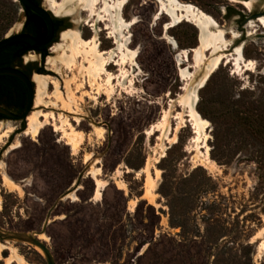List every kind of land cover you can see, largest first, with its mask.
<instances>
[{"label": "rangeland", "instance_id": "rangeland-1", "mask_svg": "<svg viewBox=\"0 0 264 264\" xmlns=\"http://www.w3.org/2000/svg\"><path fill=\"white\" fill-rule=\"evenodd\" d=\"M51 1L41 0L40 5L57 18L68 15L72 21L68 29L79 31L86 40L93 38L89 25L79 29L82 21L89 20L87 9L81 5L72 14L55 13L50 10ZM179 1L210 15L217 28L224 30L228 45L223 52L233 53L238 46L245 58L256 63L253 71H239L223 61L197 92L195 108L209 121L204 133L216 166L206 164L201 155L203 134L195 139L197 134L186 116L187 122L175 132V142L154 160L161 131H153L149 137L146 131L166 111L167 137L174 133L177 112L182 111L179 98L185 92L181 71L193 61L192 53L188 61L178 60L177 50L161 37L169 22L166 14L153 24L158 0H129L122 10L125 20L137 19L127 34L131 39L128 47L138 49L136 62L141 72L135 73L129 92L113 80L115 88L108 97L106 75H101L102 88L97 92L95 86H89L81 65L72 71L61 64L53 69L49 58L57 56L55 48L64 47L66 30L48 47L44 59L31 57L44 70L31 76L34 96L37 73L57 79L64 95L66 83L74 91L72 107L79 114L78 123L73 119L76 114L60 111L52 96L53 84L47 87V107L33 103L31 112L68 116L84 134L75 152L52 125L43 127L33 139L23 135L24 130H15L22 128L21 121H0L2 129L6 125L12 128L0 143V150L4 149L0 156L4 163L0 169V229L44 234L47 241H42L55 264H264V252L258 257L256 251L262 236H255L264 228V27L258 22L264 17V4L256 0ZM243 1L253 4L247 7ZM24 20L18 0H0V39L20 31ZM107 24L98 22L97 26ZM105 31L97 34L99 47L113 50L117 45H108ZM168 35L180 49L199 44L198 28L187 21L169 28ZM206 53L210 55V51ZM107 70L118 74L114 63ZM73 78L75 82H71ZM125 86H129L128 79ZM96 126L102 129L101 135L94 130ZM14 138L20 145L10 149ZM90 166L97 169L95 176L86 172L73 190L75 198L60 199ZM3 171L20 191L2 184ZM147 173L155 179L152 202L145 194ZM96 178L105 184L99 198L93 197ZM0 243V264H20L15 255L25 264H46L43 254L30 244Z\"/></svg>", "mask_w": 264, "mask_h": 264}, {"label": "bare ground", "instance_id": "bare-ground-1", "mask_svg": "<svg viewBox=\"0 0 264 264\" xmlns=\"http://www.w3.org/2000/svg\"><path fill=\"white\" fill-rule=\"evenodd\" d=\"M128 1L129 0H64L61 3H57L55 0H52L50 10L55 13L66 12L72 14L75 12L77 7L82 5V7L87 9L89 12V20L87 21V25H89L93 31V38L86 40L81 36L79 31L72 29L66 30L63 33L62 38L64 41V47L61 46V49L55 48L54 52L57 56L49 58L52 68L57 69L58 64H61L65 69L72 71L77 69L78 65H81L84 67L86 75L88 76L89 86H95L97 92L102 88V84L99 82L101 75H106L104 85L108 87V90L106 91L108 97L113 94V89L115 88L113 80H116V85L122 86L124 88V92L131 91L129 87H131L132 82L135 81V73L139 74L141 70L136 62L138 49H131L128 47L131 42L130 35L127 34L128 29L137 22V19L133 17L130 20H125L122 16V10ZM158 2L159 9L154 14L152 19L153 24L156 23L162 15L166 14L169 17V22L164 25V33L161 37L172 46L173 50H177L178 60L182 59L184 61H188V56L190 53H192L193 61L181 71V76L184 80L182 89L185 92L179 98V105H182V111L177 112L176 118H179V122L174 129V133H171L170 136L167 137L170 128L168 125V114L166 111H163L160 120L151 125L146 131V135L148 137L153 133V131H161V142L158 145L159 153L156 154L154 160L158 161L159 157L163 156L167 145L175 142V132L178 130L181 124L183 125V122H187V120H185L183 117L186 116L189 118L188 122L192 124L194 133L197 134V138L195 137V139L198 140L200 135L203 134L204 138L202 148H204V151L201 152L203 159L205 160L206 164L216 166V163L210 157V148L206 143L207 135L204 133V131L210 125L209 121L202 117L195 108V105L198 101L197 92L205 85L208 77L214 71H216L223 61H225V64L231 63L233 67L239 71H253L255 69L256 63L254 60L244 57L241 47L236 46L233 53L223 52V50L228 45V41L224 36V30L217 28L215 20L196 6L192 5L191 3H183L179 0H158ZM243 3L247 7L252 5V2L250 1H243ZM90 19H94L95 21L93 22ZM106 21L109 24L105 25V29L109 30V37L114 38L117 46L113 50L102 51L99 47V43L97 42V34L100 30V28L97 26V23H104ZM182 21L190 22L198 28L199 44L197 46H194L190 49H180L178 44L169 37L168 29ZM258 22L264 27V17L259 18ZM208 51H210V55H207L206 52ZM80 58L82 59L81 61ZM82 62H84L86 65H82ZM110 63H114V65L118 66L117 75L108 72L107 66ZM200 70H202V73L196 77V73ZM35 75V80L37 82L36 94L33 101L35 107H47L49 100L47 101L45 98L50 97L47 87L49 84H53L54 91H52V96L54 97L55 101L60 104V111L62 110V112L64 111L67 113L76 114L75 110L73 109L74 106L72 107V105L76 103V97L69 83L65 84L66 94L64 95V93L59 90L60 83H58L57 79L47 75ZM75 79L76 78H73L71 82H75ZM125 79H128L129 86H125ZM79 86H81V83H79L76 87V91L78 90ZM91 97L92 99H95V96ZM79 100L81 101L82 97H79ZM56 102H53V105H56ZM76 115L77 116L73 117V119L76 121V123H78L80 117L79 114ZM67 117L68 116L62 115V113H58V115H56L53 112L45 113L41 110L31 112V114L29 113L26 117V127L24 129L23 135H27L35 139L43 127L46 125H52L54 131L61 133V137L65 139L66 145H68L71 150L75 152L80 146L84 134L82 131L77 130ZM58 120L59 123H57ZM94 130L100 135L103 132L102 129L97 126L94 127ZM10 132H12V128L10 126L6 125V127L2 129L0 123V143H3L4 138L8 136ZM163 139H167L166 143H163ZM19 145L20 141L17 138H14L10 149H15ZM87 157L89 158L90 155ZM198 165H203V167L208 168L205 164L199 163ZM3 167L4 163L0 162V169H3ZM96 171L97 169L95 167L90 166L87 173H92V176L94 177ZM158 174H156V176ZM1 175L3 185L8 187L10 190H21V187L12 182L10 178H8V176L4 173V171ZM95 185L96 187L93 197L99 198L100 191L102 188L104 189L105 184L96 178ZM144 186L145 194L149 196V199L152 202L154 199V194L152 192L155 187V179L151 178L148 173L146 174ZM120 188L125 189V186L122 185ZM65 197L74 199V192L71 191ZM255 236H262V239L259 242L256 250L258 257H261L264 252V228L262 231L257 232ZM38 238L40 240L47 241V238L44 234H39ZM1 247L2 244L0 243V248ZM36 249L41 252L38 247H36ZM15 257L20 264L26 263L20 255H15ZM7 262H9V260H7Z\"/></svg>", "mask_w": 264, "mask_h": 264}, {"label": "water", "instance_id": "water-1", "mask_svg": "<svg viewBox=\"0 0 264 264\" xmlns=\"http://www.w3.org/2000/svg\"><path fill=\"white\" fill-rule=\"evenodd\" d=\"M18 1L22 6L23 11H25V13L28 16L36 15L42 19V21L44 22L45 28H46V34L42 39H37V38L33 37L32 35H30L26 32H22L21 31L22 27H21L20 31L9 32L2 39H0V47L9 43V42H12V41L26 42L29 44V46H28L29 49H32L36 46L49 45L52 41L53 34H54L53 18H52L54 16V14L51 13V11H49L44 6L35 4L32 0H18ZM256 1L264 4V0H256ZM260 14H257V15H260ZM22 26H23V23H22ZM0 75L14 76V77L18 78L26 88L27 101H26L25 109H24L22 114H20V115L14 114L10 110L5 108L4 106L0 105V114L5 115L6 117H8V119L21 121L23 126H22V128H20L18 130L23 131L25 129V126H26V117L29 114V112L31 111L32 106H33V101H34L33 82L22 71L18 70L17 68H14V67H0ZM14 134L15 133H13V135ZM3 150L4 149L0 150V156L3 152ZM86 172H87V170L85 169L79 173L77 180L75 182V185L71 191L75 190L78 187L81 178L83 177V175ZM68 193H64L60 197V199L65 197ZM47 223H48V217L45 220V223H44L43 228H42V232H44L45 226L47 225ZM38 235H39V233H36V232H33V233H16V232H8V231H4V230L0 229V240L1 241H5V240L17 241V242L30 244L34 247H38L43 254V257H44L46 264H55L54 258L52 256L49 248L47 247L45 242H43L42 240H40L38 238Z\"/></svg>", "mask_w": 264, "mask_h": 264}, {"label": "flooded vegetation", "instance_id": "flooded-vegetation-1", "mask_svg": "<svg viewBox=\"0 0 264 264\" xmlns=\"http://www.w3.org/2000/svg\"><path fill=\"white\" fill-rule=\"evenodd\" d=\"M38 2H39V5H40L41 0H38ZM53 17H55V15ZM58 19H60V20L55 22V25L53 27V30H54L53 38H52V41H51V43L49 45L36 46V47H34L32 49H29L28 48L29 44L24 42L26 45H23V46L19 47V49L17 50V54L14 56L12 62H10L8 64H5V63L2 62L3 60L0 57V67H14V68H17L18 70L22 71L25 75H27L31 79L32 74L36 73L37 72V68H38V65L36 64L35 59H32L31 57L32 56H36V57H39V59L41 60L40 50L42 48H45V47L48 49V47H50V45H52V43L55 41V39L58 37V35L61 32L67 30L72 24V21L69 20V16L68 15H61V17H59ZM25 21H26V17H25L23 26L25 24ZM84 25H87V22H85V24H84L83 21H82V24L79 26V29L81 27H83ZM23 26H22V28H23ZM89 28H91V27H89ZM102 30H106L107 31V29H105V25H103V27H101L99 31H102ZM21 31H22V29H21ZM106 31L103 32V34H106L105 38L108 39V45L109 46L114 45V44L116 45L114 38L113 37H109V34ZM45 34H46V28H45V33L43 35H41L40 37H38L37 39H42L45 36ZM97 42H99V46H100V41L98 40V38H97ZM0 76H7V75H0ZM8 76H11V75H8ZM16 79H18V78H16ZM31 81H32V79H31ZM20 83L23 85V83L21 81H20ZM23 89H21V92L25 91V100H24V102L22 101V102L19 103L17 100H14V99L8 100L7 102H5L0 97V105L4 106L5 108L10 110L14 114H17V115L22 114L24 109H25L26 101H27V92H26V88H25L24 85H23ZM33 90H34V83H33ZM29 113H31V111ZM6 119H8V117H6L3 114H0V121L6 120ZM18 129L19 128L15 129V130H18Z\"/></svg>", "mask_w": 264, "mask_h": 264}, {"label": "trees", "instance_id": "trees-1", "mask_svg": "<svg viewBox=\"0 0 264 264\" xmlns=\"http://www.w3.org/2000/svg\"><path fill=\"white\" fill-rule=\"evenodd\" d=\"M35 4L39 5L38 0H32ZM25 13V11H24ZM26 21L22 28L23 32H26L32 35L35 38L40 37L45 33L44 22L41 18L36 15L28 16L25 13ZM53 18V27L56 21L60 19L56 17ZM26 45L21 41H12L0 47V57L2 58V62L8 64L13 61L14 56L17 54V50L19 47ZM41 59H44L48 55L47 48H42L40 50ZM38 73H43L44 70L41 66L37 68ZM23 89V85L20 83L18 79L13 76H0V97L7 102L8 100H17L19 103L24 102L25 100V91L21 92ZM24 90V89H23Z\"/></svg>", "mask_w": 264, "mask_h": 264}]
</instances>
